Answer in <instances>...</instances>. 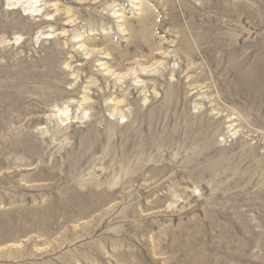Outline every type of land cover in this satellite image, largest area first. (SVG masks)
I'll return each instance as SVG.
<instances>
[{
    "label": "rangeland",
    "instance_id": "obj_1",
    "mask_svg": "<svg viewBox=\"0 0 264 264\" xmlns=\"http://www.w3.org/2000/svg\"><path fill=\"white\" fill-rule=\"evenodd\" d=\"M138 1L0 0V264H264V0Z\"/></svg>",
    "mask_w": 264,
    "mask_h": 264
},
{
    "label": "bare ground",
    "instance_id": "obj_2",
    "mask_svg": "<svg viewBox=\"0 0 264 264\" xmlns=\"http://www.w3.org/2000/svg\"><path fill=\"white\" fill-rule=\"evenodd\" d=\"M133 1H134V0H133ZM139 1H140V2H139ZM139 1H138V3H137V4H138V6H139L140 8H142V6H143V2H142V1H143V0H142V1H141V0H139ZM37 11H38V10H37ZM108 73H109V72H108Z\"/></svg>",
    "mask_w": 264,
    "mask_h": 264
}]
</instances>
